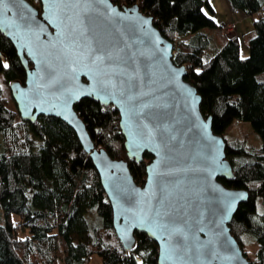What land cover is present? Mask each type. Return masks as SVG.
Masks as SVG:
<instances>
[{"label":"water","instance_id":"water-1","mask_svg":"<svg viewBox=\"0 0 264 264\" xmlns=\"http://www.w3.org/2000/svg\"><path fill=\"white\" fill-rule=\"evenodd\" d=\"M39 2L40 10L0 0V34L25 70L24 82L8 83L11 97L22 121L53 116L73 130L122 248L132 250L135 233H144L158 246L157 264H253L230 228L249 193L221 181L235 178L226 141L201 113V96L153 17L113 0ZM83 98L118 112L127 159L95 146L74 109ZM145 153L152 158L139 185L128 160Z\"/></svg>","mask_w":264,"mask_h":264},{"label":"trees","instance_id":"trees-1","mask_svg":"<svg viewBox=\"0 0 264 264\" xmlns=\"http://www.w3.org/2000/svg\"><path fill=\"white\" fill-rule=\"evenodd\" d=\"M36 8L39 0H28ZM137 4L153 17L159 32L174 44L172 60L184 65L186 78L201 96L200 111L212 117V130L223 136L233 120L249 122L261 140L258 147L244 139L226 140L225 153L235 178L221 181L244 189L230 222L242 249L257 245L253 264H264V0H228L231 9L248 16L252 35L248 54L240 55L236 36L223 31L211 15L210 0H113ZM205 13L207 15H205ZM0 77L5 86L24 82L25 70L11 42L0 34ZM7 63L8 68L3 64ZM199 70V71H197ZM0 83V264H157L158 246L144 233H135L136 246L125 251L112 226V210L92 161L75 133L60 119L39 116L22 121ZM95 146L112 158H126L119 114L89 98L74 105ZM9 138V147L3 139ZM5 142V141H4ZM128 160L139 185L145 166ZM17 224L25 228L20 235ZM246 255V253H245ZM247 256V255H246Z\"/></svg>","mask_w":264,"mask_h":264},{"label":"rangeland","instance_id":"rangeland-1","mask_svg":"<svg viewBox=\"0 0 264 264\" xmlns=\"http://www.w3.org/2000/svg\"><path fill=\"white\" fill-rule=\"evenodd\" d=\"M213 4L215 6V13L212 16V18L219 24L223 20V17L225 16V12L221 9L218 3L213 1ZM38 7L40 8V2L38 4ZM254 17L256 15L252 16H246L244 17L245 19L241 21L238 24V32H232L231 34L235 36V34L238 37L239 41V46H240V55L242 57H246L248 54V39L252 35V22ZM264 76V75H263ZM0 83L3 85V94L8 98V107L11 109L16 110V105L11 97L10 90L8 86H5L0 77ZM17 111V110H16ZM6 137V136H3ZM223 137L226 140H241L244 139L248 144L258 147L261 145V140L259 136L256 134V132L252 129L251 125L249 122L246 121H239V120H233L231 125L226 128V130L223 133ZM2 139V135H0V141ZM3 143L6 145V147H9V138L6 137L3 139ZM258 203V208L260 211H264V204L260 201H257ZM20 235H24L26 233L25 228H20L19 229ZM244 251L247 255V257L251 260L254 261L256 258V251H257V245H246L244 246ZM90 264H100V258L96 255H93L90 258Z\"/></svg>","mask_w":264,"mask_h":264},{"label":"crops","instance_id":"crops-1","mask_svg":"<svg viewBox=\"0 0 264 264\" xmlns=\"http://www.w3.org/2000/svg\"><path fill=\"white\" fill-rule=\"evenodd\" d=\"M213 1L218 3L221 9L225 12V16L223 17V20L219 22L220 25H223L225 23L231 22L234 24V31L233 32H238V24L243 21L248 15L244 14L241 11H235L231 9V6L228 2V0H210V4L214 10L215 13V6L213 4ZM237 34V33H236ZM235 36L237 37V35ZM238 38V37H237Z\"/></svg>","mask_w":264,"mask_h":264},{"label":"built area","instance_id":"built-area-1","mask_svg":"<svg viewBox=\"0 0 264 264\" xmlns=\"http://www.w3.org/2000/svg\"><path fill=\"white\" fill-rule=\"evenodd\" d=\"M223 31L227 34H231L234 31V24L231 22L223 24ZM21 224H17V228H20Z\"/></svg>","mask_w":264,"mask_h":264},{"label":"snow or ice","instance_id":"snow-or-ice-1","mask_svg":"<svg viewBox=\"0 0 264 264\" xmlns=\"http://www.w3.org/2000/svg\"><path fill=\"white\" fill-rule=\"evenodd\" d=\"M101 2H102V0H101ZM205 15H207V14L205 13ZM146 23H147V21H146ZM3 67H4V68H8L9 65H8L7 63H4V64H3ZM197 71H199V70H197ZM148 134H149V136H151V135H152L151 131H149Z\"/></svg>","mask_w":264,"mask_h":264},{"label":"flooded vegetation","instance_id":"flooded-vegetation-1","mask_svg":"<svg viewBox=\"0 0 264 264\" xmlns=\"http://www.w3.org/2000/svg\"><path fill=\"white\" fill-rule=\"evenodd\" d=\"M40 10V9H39Z\"/></svg>","mask_w":264,"mask_h":264}]
</instances>
